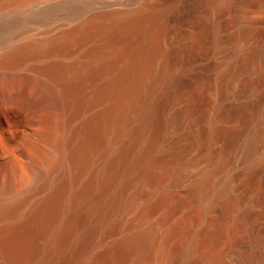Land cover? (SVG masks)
<instances>
[{
  "label": "rangeland",
  "instance_id": "374dc122",
  "mask_svg": "<svg viewBox=\"0 0 264 264\" xmlns=\"http://www.w3.org/2000/svg\"><path fill=\"white\" fill-rule=\"evenodd\" d=\"M258 1L0 2V56L13 44L61 35L97 13L132 11L143 5L165 7L167 11L166 18L157 21L163 27L160 37L163 51L154 61V75L156 72L158 75L154 76L149 95V112L155 127L152 137L140 142L143 148L151 144L152 153L147 158L153 164L148 172L143 169L135 172L133 180L137 186L132 183L121 191L116 186L111 204L102 207L79 229L78 237L70 245L71 264H155L158 260L160 264H171L176 243L183 238L185 230L170 236V223L194 216L195 206H183L170 219V195L183 198L190 183L204 173L210 174L212 194H217L220 201L230 195L243 199L239 211L252 215L253 235L248 243L241 240L236 243L228 238L215 246L208 243L199 252L191 246L185 264H260L261 261L264 264V5ZM3 23H8V27ZM92 43L82 40L71 45L65 55L54 53L45 58L28 54L14 66L0 64L5 66L1 67L3 77L8 80L6 74L12 73L11 70L26 77L36 75L35 65L45 60L60 57L83 60ZM24 76H19L21 86L29 81ZM4 104L0 105V141L9 147L15 144L18 147L33 111L25 102ZM45 110L42 114L39 111L38 120L46 122L52 118L51 110ZM85 112L88 111L84 109L81 115ZM81 115L74 117L73 125L80 121ZM168 118L172 119L170 125L165 123ZM251 134L253 148L247 151ZM165 145L177 147L179 151L175 158L170 157V174L166 164L159 161ZM147 174L155 177L154 181L143 183ZM161 196L165 198L162 202ZM135 200L137 209L132 206ZM204 226L206 222L202 220L198 228ZM147 227L155 230L156 245L162 251L144 252L139 257L130 252L125 241ZM195 239H202V234L197 232ZM234 248L238 250L235 252Z\"/></svg>",
  "mask_w": 264,
  "mask_h": 264
},
{
  "label": "bare ground",
  "instance_id": "6f19581e",
  "mask_svg": "<svg viewBox=\"0 0 264 264\" xmlns=\"http://www.w3.org/2000/svg\"><path fill=\"white\" fill-rule=\"evenodd\" d=\"M258 2L264 5V0ZM166 14L165 7L155 5L97 13L61 35L26 39L1 52L0 64L14 66L28 54L65 55L73 44L93 42L83 52V60L60 57L35 65L37 73L27 76L26 86L18 82L24 75L14 70L5 73L8 80L4 79L5 66H0V105L25 102L33 111L18 147L0 141V264H71L70 245L79 229L111 204L116 186L118 191L132 183L137 186L135 172L150 171L153 161L147 157L152 146L143 148L140 142L152 137L155 127L149 95L158 75H154V61L163 51V27L157 21ZM45 109L53 114L48 122L36 117ZM84 109L88 112L81 115ZM77 114L81 119L73 125ZM171 120L165 123L170 125ZM253 141L251 134L247 151L252 150ZM161 150L159 161L170 174V157L175 158L179 151L170 145ZM154 179L147 174L142 182ZM163 199L161 196L159 201ZM219 199L212 194L209 173L193 180L183 198L170 195V219L183 206H195L194 216L170 223V236L185 230L171 264H185L191 246L199 252L208 243L215 246L228 238L249 242L253 217L239 211L243 199L234 195ZM132 206L137 209L138 202ZM202 220L206 226L199 229ZM197 232L202 234L199 241ZM155 233L147 227L128 237L125 242L130 252L140 257L144 252L162 251Z\"/></svg>",
  "mask_w": 264,
  "mask_h": 264
}]
</instances>
